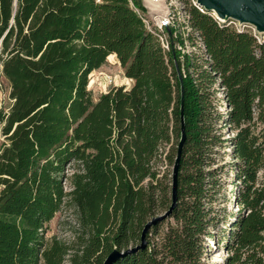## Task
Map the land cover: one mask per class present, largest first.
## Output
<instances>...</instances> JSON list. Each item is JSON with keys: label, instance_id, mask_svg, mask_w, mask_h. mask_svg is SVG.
I'll list each match as a JSON object with an SVG mask.
<instances>
[{"label": "trees", "instance_id": "16d2710c", "mask_svg": "<svg viewBox=\"0 0 264 264\" xmlns=\"http://www.w3.org/2000/svg\"><path fill=\"white\" fill-rule=\"evenodd\" d=\"M182 6L188 19L165 29L164 51L142 0H0V75L11 100L0 111V264H103L113 249L137 246L171 203L160 164L176 157L181 92L176 208L146 250L116 264H206L210 242L228 253L224 264H264V39ZM184 26L204 58L183 50L196 45ZM111 56L132 84L94 100L89 76ZM216 85L229 140L210 113ZM227 142L237 211L221 216L208 168ZM63 207L76 211L71 243L46 237Z\"/></svg>", "mask_w": 264, "mask_h": 264}, {"label": "rangeland", "instance_id": "374dc122", "mask_svg": "<svg viewBox=\"0 0 264 264\" xmlns=\"http://www.w3.org/2000/svg\"><path fill=\"white\" fill-rule=\"evenodd\" d=\"M142 4L146 9V16L153 24L163 20L169 14L175 16V20L178 25L183 24L184 13L180 10L181 5H185L186 8L192 6L191 0H156L150 2L148 0H142ZM212 16L213 13L210 12ZM222 21V20H221ZM221 25L229 26L235 30L247 31L253 34L254 27L247 24L239 25L238 22L233 20L222 21ZM183 38L187 39L193 37L195 40V46L193 47L191 42L185 41V48L183 49L187 54H195V56L202 59L204 56L200 40L197 38L196 33L182 29ZM260 41L264 39V33H257L255 35ZM204 58V57H203ZM112 58H108L106 63L102 65L98 70L92 72L89 76L88 89L92 93V97L96 100L99 96L106 93L113 86H126L128 87V81L125 79L122 69ZM210 99L213 101L210 113L212 115L213 122L215 124V133L221 135L224 140H229L233 137V132L228 126L223 124L222 116L227 112V107L224 104V92L218 85L214 86L210 90ZM11 100L9 99V84L0 75V111L7 112L10 109ZM4 140L0 137V146ZM174 145L175 142L173 141ZM230 143H223L222 147L215 149L216 153L213 155V162L208 170L213 172L214 177L211 179V206L213 210L221 216H227L235 214L237 207L233 201V183L235 181L230 165L234 162L232 157V151ZM161 170L165 175L171 174L172 166L167 163L160 164ZM237 184V183H236ZM164 212V209H157L154 215H159ZM167 228V222L160 224V231ZM78 230L76 211L70 207H63L59 213H57L51 222L48 224L47 238L53 236L58 239L71 243L74 240V234ZM207 246V253H205L204 261L206 264H224L228 255L223 247H218L213 242H210Z\"/></svg>", "mask_w": 264, "mask_h": 264}, {"label": "water", "instance_id": "95a60500", "mask_svg": "<svg viewBox=\"0 0 264 264\" xmlns=\"http://www.w3.org/2000/svg\"><path fill=\"white\" fill-rule=\"evenodd\" d=\"M196 3L205 11L212 12L222 21L233 20L239 24L254 27L257 33H264V0H196ZM186 141L183 92H181L180 108V137L176 148V157L171 169V203L168 209L159 215L152 216L143 226L140 243L124 251L113 249L105 258L103 264H116L118 261L147 249V236L154 227L169 220L177 205L178 175L182 151Z\"/></svg>", "mask_w": 264, "mask_h": 264}, {"label": "built area", "instance_id": "2783aa9c", "mask_svg": "<svg viewBox=\"0 0 264 264\" xmlns=\"http://www.w3.org/2000/svg\"><path fill=\"white\" fill-rule=\"evenodd\" d=\"M97 2L99 0H96ZM150 2H154L156 0H148ZM192 1V6H194L196 9H198L200 12H203L204 10L196 3V0H191ZM180 10L184 13V19H183V24L185 25L186 24V21L188 19V15L186 14L185 11H183V6L181 5V8ZM212 18L217 22V24L221 25L220 23L222 22L219 18H217L214 14L212 15ZM239 24V23H238ZM153 27L155 28V36L158 38L160 44H161V47L164 51H168L169 50V45L167 43V38H166V34H165V29L166 28H172V29H177L179 27L178 23L176 22L175 20V16H172V14H169L168 16H166L163 20L159 21L158 23L156 24H153ZM241 25V24H239ZM185 30H187V27L184 26L183 27ZM253 34L254 36L256 35V31L255 29H253ZM198 38V36H197ZM255 38L260 41L256 36ZM199 39V38H198ZM178 49H180L181 47L177 46ZM203 48V47H202ZM0 137L2 138L1 136V133H0ZM3 139V138H2ZM1 147V146H0Z\"/></svg>", "mask_w": 264, "mask_h": 264}, {"label": "crops", "instance_id": "0c3cea01", "mask_svg": "<svg viewBox=\"0 0 264 264\" xmlns=\"http://www.w3.org/2000/svg\"><path fill=\"white\" fill-rule=\"evenodd\" d=\"M109 58H112L114 61H117L116 60V58H115V56H111V57H109ZM108 60V59H107ZM118 65H119V63L118 62H116ZM126 79V78H125ZM127 81H128V87H130L131 86V84H132V81L131 80H129V79H126Z\"/></svg>", "mask_w": 264, "mask_h": 264}]
</instances>
